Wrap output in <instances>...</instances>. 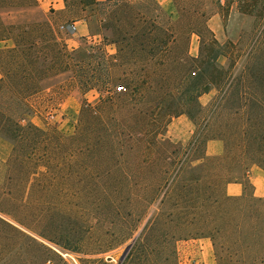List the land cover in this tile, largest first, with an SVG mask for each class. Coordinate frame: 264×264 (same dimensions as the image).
Listing matches in <instances>:
<instances>
[{"label": "trees", "instance_id": "16d2710c", "mask_svg": "<svg viewBox=\"0 0 264 264\" xmlns=\"http://www.w3.org/2000/svg\"><path fill=\"white\" fill-rule=\"evenodd\" d=\"M63 1L65 10L74 11L72 19L81 18L90 24L91 19L99 15L101 25L98 34L102 37L103 45H114L116 53L109 56L103 46H96L77 56L76 52L68 50L46 22L6 24L1 17L2 10L33 7L38 0H0V42L10 41L12 44L0 48V92L8 99L5 104L8 106L0 108V133L12 143L11 159L16 162L21 158H32L34 154L45 158L49 154L65 156L68 153L81 158L92 152L94 147L89 145V139L93 135V122L97 124L95 130L101 133L105 111L109 106H114V96L123 93L117 92L116 88L122 87L125 90L124 86H116L113 70L130 65L135 67L142 62L141 71L149 83L146 85L151 87L150 77L156 72V65L163 67L167 64L169 69L162 70V75H166V79L173 76L176 79L174 89L180 91L176 95L169 91L153 109L151 107L144 114L147 118L145 125L156 128L144 133L140 140L141 151L132 161L141 166V172L137 176L136 173L125 172L119 166L116 172L104 173V176L109 177L117 175L118 183H128L134 176L147 183L144 193L150 195L139 196L145 204L138 215V225L147 217L149 209L155 206L124 262L161 264V256L165 255L167 261L175 264L176 243L188 239L208 238L216 250V232L226 223L230 225L231 218L236 215L247 219L245 223L253 232L249 231L246 237L256 241L255 222L264 219V198H255L251 193L249 196L243 193L240 198H230L225 195L224 188L236 180L231 177L236 169L243 175L252 166L264 171V60L259 61L258 58L264 53V47L258 51L257 56L252 54L251 48L245 57L246 62L240 63L228 57L225 48H230L231 44L228 42L221 46L206 22L198 28L197 24L193 25V17L185 14L180 15V20L184 18L185 22L181 23L179 18L173 19L155 0ZM238 1L241 13L258 17L264 14V1L260 4L256 0ZM172 2L175 3V0ZM193 35L199 39L197 57H192L188 51L189 39ZM159 57L162 61L157 60ZM222 58L227 60L226 65L221 63ZM238 72H241L240 76L236 77ZM61 74H70V79L83 93L101 87L107 94L99 96L94 104L83 102L77 126L70 136H64L56 130H43L30 122L20 124L19 119L27 115V107L23 103L25 96L36 91L40 81ZM134 76L136 73L130 79L133 87L136 83ZM241 83L248 86V92H241L238 87L233 89L235 84ZM219 87H222L221 97L210 110V115L218 111H227L229 116L242 114L244 121L241 133L246 134V129L242 130L245 122V128L252 135L251 138L241 139L243 147L241 144L239 146L243 151L238 154L225 151L221 157H208L204 152L186 161L188 154L174 173L165 172L162 177L160 174V178L159 175H153L152 150L160 148L159 154H167L169 142L162 137L170 120L182 114L192 117L189 109L200 107L199 97ZM130 95L132 93L124 96ZM154 113L159 115L158 120ZM157 121L160 124H156ZM98 137L100 142H111L104 135ZM109 138L113 137L109 135ZM213 139L206 138L203 147ZM130 156L133 154L130 153ZM195 163L197 165L194 166ZM37 167L33 174H43L39 171L41 167L46 169V173L51 169L46 163ZM155 176L159 182L151 186L150 179ZM245 199L249 200L246 212L239 214L241 211L232 210L235 203ZM57 216L71 219L60 213H53L50 217ZM243 225L244 222L240 226ZM47 227L55 236L41 233L43 240L69 252L78 253L82 249L85 238L81 235V227L55 225L52 220L47 223ZM29 239L40 248L38 254L42 263L50 261V250L34 239ZM57 264L66 263L60 260Z\"/></svg>", "mask_w": 264, "mask_h": 264}, {"label": "rangeland", "instance_id": "374dc122", "mask_svg": "<svg viewBox=\"0 0 264 264\" xmlns=\"http://www.w3.org/2000/svg\"><path fill=\"white\" fill-rule=\"evenodd\" d=\"M256 1L260 4L264 0ZM238 3V0H175L167 13L175 20H180V15L185 14L187 17H193V25L197 24L198 28L204 22L209 27L220 28L215 38L221 46L227 45L228 42L231 44L230 48H225L228 57L244 62L251 48L252 54L257 56L258 51L264 47V14L261 17L245 15L239 11ZM28 12L30 11L12 14L5 12L3 21L11 25L33 23L31 18L36 15ZM73 15L74 11L66 10L61 16H51L61 24H70ZM100 20L99 15L91 19L88 25L89 35L94 37L89 42L77 39L75 43L67 45L68 50L76 52L78 56L90 47L103 46L109 56L114 55V45H103L102 37L98 34ZM180 21L184 22V18ZM56 32L61 34L58 29ZM3 47L5 44L0 45V48ZM198 50L199 39L194 35L192 40L191 37L189 39L188 51L193 57H197ZM260 55L259 61H263L264 53ZM157 60L162 61V58ZM221 63L226 65L227 60L222 58ZM142 66L143 63L139 62L135 67L130 65L113 70V77L117 80L116 86H124L125 90L116 89L117 92L123 93L121 96H114V106H109L105 111V123L100 127L101 133L98 134L95 130L97 124L93 122V135L89 139V145L94 148L81 158H75L71 153L65 156L49 154L45 158L34 154L32 158H21L15 162L11 159V141L0 133V264H44L38 254L40 248L29 238L50 250L48 258L51 262L46 261L45 264H57L60 260L66 264H119L126 247L132 240L137 239L155 209L153 205L147 217L138 225V215L145 204L139 196L150 194L144 193L147 183L137 177L141 166L133 164L132 161L138 151H141L140 140L143 139L144 133L156 128L145 125L147 118L144 114L151 107L153 109L169 91L174 95L180 91L174 89L176 79L173 76L166 79V75H162V70L169 69L167 64L163 67L156 65V72L150 77L151 87L146 85L149 83L141 71ZM133 73H136L134 87L130 84ZM240 73L238 72L236 77L240 76ZM70 77V74H61L40 81L36 91L25 96L23 103L27 107V115L21 117L19 123L24 125L30 122L43 130H56L64 136L72 135L83 102L94 104L99 96H106L107 93L101 87L83 93ZM237 87L241 92L249 90L244 83L235 84L233 89L236 90ZM221 91L222 87H219L211 90L208 96H200V107L189 109L192 117L182 114L179 115L182 116L181 119H177V116L170 120L162 137L169 142L167 154H159L160 148L152 150L153 175H159L160 178V174L162 177L165 172L174 173L188 154L186 161L200 156L205 152L203 142L206 138H214L213 140H219L222 144L220 155L208 157H221L225 151H230V154L243 151L239 146L241 144L243 147L241 139L251 138L252 135L245 128V122L242 130L246 129V134L241 133V124L244 121L242 114L229 116L227 111H218L215 115H210V110L221 97ZM129 93L132 95L124 96ZM6 103L8 99L0 92V108L7 107ZM155 116L156 119L159 117L156 114ZM64 120L68 122V130L61 128ZM156 124L160 122L157 121ZM98 135H104L111 142H100ZM109 135L113 138H109ZM130 153L133 156H130ZM45 163L51 168L47 173L46 169L41 167L39 171L43 174H33L38 165ZM119 166L123 167L125 172L136 173L137 176L131 178L128 183H118L115 174L112 177L104 176L106 171L116 172ZM231 177L242 179L243 173L236 169ZM159 178L155 176L150 179L151 186H156ZM244 193L249 196L250 189L247 185ZM248 204V199L241 200L232 206V210L241 211V214L242 211L246 212ZM53 213L64 214L72 220L58 216L51 218ZM240 216L236 215L230 220L226 215L230 225L226 223L216 232V250L213 245V250H201L194 243H191V247H188L189 243H185L195 239L178 241L175 264H264V219L255 222L257 239L250 241L246 235L253 231L245 223L247 219ZM51 220L55 225L81 227V235L85 241L78 253L65 251L40 237L41 233L55 236L47 227ZM243 222L242 227L240 225ZM165 258V255L161 256V264H172ZM121 264L127 262L123 261Z\"/></svg>", "mask_w": 264, "mask_h": 264}, {"label": "crops", "instance_id": "0c3cea01", "mask_svg": "<svg viewBox=\"0 0 264 264\" xmlns=\"http://www.w3.org/2000/svg\"><path fill=\"white\" fill-rule=\"evenodd\" d=\"M98 1H103V0H98ZM155 1L166 12L167 10L170 9L173 3L172 0H155ZM220 1L222 2V0ZM25 10H28L30 11L28 13H32L37 16V17L35 16V18H31L33 23L35 22L48 23L51 29L57 34V36H59L63 40L66 46L67 45L69 46L70 43H75L77 39L84 42L87 41L89 42V40H91L94 37L89 35V28H88L89 24L84 19L81 18L70 19V24H73L75 27L74 32L70 34L61 32L60 35L56 32V30L60 25H65V24H61L59 20L52 18L51 15L61 16L62 14L65 13L66 10L63 0H38L37 5L33 7L24 8V9H4L1 11V17L4 20L3 14L5 12L8 14L9 13L12 14V13H17L18 11H25ZM209 29L215 34V36L218 32H220V28L209 27ZM193 36H191V40L193 39ZM3 44H5V47H10L12 45L10 41L0 42V45ZM189 54L191 55V53ZM191 56L193 57V55ZM208 95H210V93L205 94L203 96H208ZM181 117L182 116H179L177 119H181ZM61 128L62 130L63 129L68 130L69 127L67 120L62 121ZM221 152H222V144L219 140H209L206 142L205 154L207 156H217L220 155ZM245 182L249 187L250 193L252 194L253 197L264 198V171L257 166L250 167L249 170L243 175L242 179H236L226 184L224 188L225 195L230 198H240L245 190V186H244ZM185 243H189L187 244L188 247L193 246V244L191 243H194V245L199 247V249L201 250H213L211 241L208 238L190 240V241H186Z\"/></svg>", "mask_w": 264, "mask_h": 264}, {"label": "built area", "instance_id": "2783aa9c", "mask_svg": "<svg viewBox=\"0 0 264 264\" xmlns=\"http://www.w3.org/2000/svg\"><path fill=\"white\" fill-rule=\"evenodd\" d=\"M58 30L60 32H65L66 34H70V33L75 31V27H74L73 24H65V25H60L58 27ZM116 89H117V91H122L123 90L122 87H117Z\"/></svg>", "mask_w": 264, "mask_h": 264}, {"label": "water", "instance_id": "95a60500", "mask_svg": "<svg viewBox=\"0 0 264 264\" xmlns=\"http://www.w3.org/2000/svg\"><path fill=\"white\" fill-rule=\"evenodd\" d=\"M134 242H135V239L132 240V243L129 246L126 247L124 253L122 254V256H121V258L119 260V264H121L124 261V259L126 258L127 254L129 253L130 249L132 248Z\"/></svg>", "mask_w": 264, "mask_h": 264}]
</instances>
